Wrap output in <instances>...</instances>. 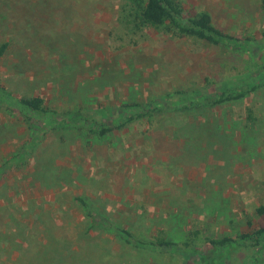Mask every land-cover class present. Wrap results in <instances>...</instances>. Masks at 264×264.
<instances>
[{"label":"rangeland","instance_id":"rangeland-1","mask_svg":"<svg viewBox=\"0 0 264 264\" xmlns=\"http://www.w3.org/2000/svg\"><path fill=\"white\" fill-rule=\"evenodd\" d=\"M180 1L189 11L210 12L217 27L237 38L264 40L258 0ZM121 5V0H0L5 17L0 46L12 45L0 64L1 81L14 95L44 96L51 107L116 111L124 102L178 90L202 87L216 94L225 82L262 69L259 48L242 53L149 29L128 32L117 22ZM248 109L258 117L256 125L248 121ZM19 118L0 110V164L24 151L29 157L0 182V205L9 200L22 213L32 208L37 216H52L57 226H22L19 250L0 244L4 264H43L31 261L37 259L35 245L50 264H70L76 257L82 264L171 261L168 254L137 250L105 231L86 233L85 226L65 223L66 216L82 220L70 206L77 196L88 197L120 223L140 217V226L128 227L145 238L164 229L178 243L190 231L209 238L248 232L264 206V89L211 113H168L153 123L136 122L104 141L61 139L52 132L35 148L29 125ZM59 196L68 203L61 206ZM254 254L239 250L235 258L252 264L248 257ZM173 257L171 264L200 261L197 254Z\"/></svg>","mask_w":264,"mask_h":264},{"label":"trees","instance_id":"trees-1","mask_svg":"<svg viewBox=\"0 0 264 264\" xmlns=\"http://www.w3.org/2000/svg\"><path fill=\"white\" fill-rule=\"evenodd\" d=\"M122 5L118 15V24L128 32L143 31L149 29L176 39H188L208 44L215 48H225L235 52L252 53L254 49L264 50L263 42H257L253 36H236L216 26L213 15L208 11H189L180 0H121ZM258 8L264 15V0H258ZM0 15V22L4 19ZM264 37V32H263ZM11 43L0 46V64L3 58L10 52ZM262 69L250 71L247 75L238 76L235 81L222 84L217 93L214 94L207 88L192 89V91L167 92L162 96L150 98V100H131L122 103L119 110L111 107L73 108L63 109L51 107L44 96L28 97L14 95L3 84L0 79V110L4 109L20 116L31 130V145L39 146L49 133H59L61 139L71 136L87 137L88 140L104 141L109 139L117 131H123L136 122L153 123L155 118H166L168 113L174 116L211 113L215 107L225 106L230 103L239 102L250 95L264 89V64ZM263 70V71H262ZM14 106L19 107L17 110ZM116 109V108H115ZM248 121L256 125L258 117L252 109H248ZM34 148V149H35ZM25 152V153H24ZM19 156H14L0 164V182L8 170L14 166L24 167L29 157L26 151ZM19 158V162L17 160ZM175 157V156H172ZM18 161V164H15ZM3 195V192H2ZM0 196V198L2 197ZM6 196L4 199H6ZM58 197L59 204L64 206L68 198ZM7 201V200H6ZM7 205H0V244L7 242L12 249H20L16 242L24 240L25 232L22 226H57L53 217L37 216L34 209L31 212L23 211L20 204L7 201ZM99 204V203H97ZM70 206L77 211L82 220L74 216H66L64 222L74 226H85L86 233L92 231H105L115 238L143 252L151 251L155 255H170L172 257L168 264L174 263L175 255H198L200 261L196 264H248V261L236 259L237 251L251 250L255 254L248 257L252 264H263L262 252L264 253V206L256 210L255 221L248 223L249 231L236 233L235 237L224 236L209 238L201 236L200 232L190 231L182 242H175L168 238V233L160 229L154 237H143L133 228L128 226H140L141 218L134 222L120 223L116 218L106 215L101 206H95L92 200L86 196L72 198ZM131 208V206H128ZM63 214L62 210L59 211ZM67 212L64 213V215ZM142 217V215H141ZM22 221V219H26ZM146 216L143 218L145 220ZM48 220H51L50 224ZM67 225V224H66ZM21 226V228H20ZM127 226V227H124ZM84 228V229H85ZM13 229L16 232L13 233ZM49 230L43 231L47 235ZM203 243L202 248L198 246ZM203 247H208L207 250ZM37 259L31 261L50 264V260L41 254L39 246H34ZM158 252V253H157ZM140 256H144L141 252ZM193 257V256H191ZM79 263H75V261ZM190 260V259H189ZM250 262V261H249ZM82 259L76 257L70 264H82ZM0 264L4 262L0 261Z\"/></svg>","mask_w":264,"mask_h":264}]
</instances>
